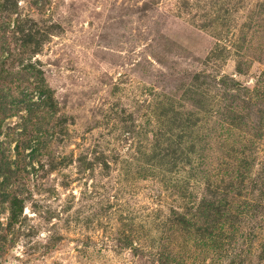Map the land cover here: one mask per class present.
I'll return each instance as SVG.
<instances>
[{"label": "rangeland", "instance_id": "374dc122", "mask_svg": "<svg viewBox=\"0 0 264 264\" xmlns=\"http://www.w3.org/2000/svg\"><path fill=\"white\" fill-rule=\"evenodd\" d=\"M0 264H264V0H0Z\"/></svg>", "mask_w": 264, "mask_h": 264}]
</instances>
